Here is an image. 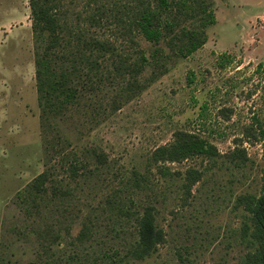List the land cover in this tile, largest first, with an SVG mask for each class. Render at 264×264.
<instances>
[{
  "label": "rangeland",
  "instance_id": "374dc122",
  "mask_svg": "<svg viewBox=\"0 0 264 264\" xmlns=\"http://www.w3.org/2000/svg\"><path fill=\"white\" fill-rule=\"evenodd\" d=\"M66 1L74 22L87 0ZM212 7L207 41L191 55L171 57L167 71L127 101L121 84L105 82L49 129L40 118L29 2L0 0V264H243L248 219L237 196L264 187V76L256 69L264 65V0H212ZM96 31L121 41L113 25ZM177 129L198 132L219 154L168 162L160 173L150 153ZM56 134L86 159L74 179L47 144ZM236 146L247 156L241 165L228 157ZM92 149L103 163L89 157ZM49 165L64 190L54 195L48 186L34 205L23 201L26 185ZM189 168L201 178L187 190ZM128 198L138 208L153 205L165 232L144 259L124 257L135 221L111 201ZM52 230L58 245L44 252Z\"/></svg>",
  "mask_w": 264,
  "mask_h": 264
},
{
  "label": "trees",
  "instance_id": "16d2710c",
  "mask_svg": "<svg viewBox=\"0 0 264 264\" xmlns=\"http://www.w3.org/2000/svg\"><path fill=\"white\" fill-rule=\"evenodd\" d=\"M28 2L40 118L43 127L49 129L55 127L51 119L81 105L86 93L95 92L107 81L121 84L124 101L140 93L167 71L171 57H188L203 46L207 41L205 28L215 22L212 0H87L76 12L74 22L66 0ZM104 25H113L115 33L121 35L118 44L96 31ZM142 40L147 47L142 46ZM147 66H151V71L145 76ZM256 69L264 76L263 64H258ZM54 140L56 144L49 140L48 146L59 156L61 167L67 164L69 175L76 178L78 171L85 167L86 159L80 158L74 149L66 151L59 134ZM88 152L89 157H95L100 163L105 161L103 152L95 149ZM218 154L216 146L198 132L177 129L170 142L151 151L149 161L160 173L166 174L169 171L165 163ZM228 157L235 165L247 159L244 148L239 146ZM133 177L140 176L134 172ZM200 178L199 170L187 169L184 187L189 190ZM48 186L54 195L64 190L56 183L50 165L26 185L21 199L31 198L34 205ZM132 199L107 200L135 221L136 236L124 257L144 259L165 241V232L157 223L155 207L147 204L138 208ZM236 204L243 207L248 219L241 226L250 247L243 264H264V187L259 194H240ZM88 231L84 223L77 234L80 242L88 236ZM46 234L52 238L42 244L44 252L51 244L58 245L60 238L57 231H46Z\"/></svg>",
  "mask_w": 264,
  "mask_h": 264
}]
</instances>
